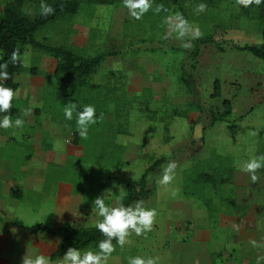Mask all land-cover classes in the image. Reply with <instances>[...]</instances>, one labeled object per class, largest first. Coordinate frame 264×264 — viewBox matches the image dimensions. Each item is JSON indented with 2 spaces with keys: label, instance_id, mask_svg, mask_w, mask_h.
<instances>
[{
  "label": "rangeland",
  "instance_id": "obj_1",
  "mask_svg": "<svg viewBox=\"0 0 264 264\" xmlns=\"http://www.w3.org/2000/svg\"><path fill=\"white\" fill-rule=\"evenodd\" d=\"M9 1L0 0V12ZM201 3L207 8L198 13ZM160 4L164 10L156 13ZM40 5L39 0H24L22 10L31 16ZM177 12L199 26L203 42L195 39L186 49L174 33L164 38L168 31L164 20ZM263 22L257 7L244 11L236 0H153L152 9L139 20L121 1H80L74 13H60L37 28L34 38L39 42L67 46L83 55L113 50L87 77L97 86L79 85L80 97L95 106L97 118H103L90 126L86 140L78 131L73 134L63 121L77 130L75 114L67 120L65 105L56 98V58L29 43L20 45L23 69L14 74L21 84L20 99L15 101L39 110L32 112L33 122L24 120L9 146L0 149V155L13 163L16 179L0 193V264H22L25 255L48 257L58 239L57 232L30 233L20 224L50 220L56 225H94L100 219L94 199L105 193L106 203L116 206L125 182L137 178L160 155L165 160L146 174V185L154 193L140 199L157 212L152 230L140 236L132 232L123 247L113 240L115 251L107 264H129V258L137 256L158 258L157 264H182L175 256L183 253L190 261L198 246L181 249V241L195 239L209 241V252L199 251L204 260L199 264H258V257L264 264V168L257 171L256 183L249 173L245 184L236 177L243 162L264 155V60L235 47L264 46ZM214 78L218 94L212 93ZM24 85H34L39 103L25 99ZM223 98L229 114L209 123L207 112L222 111ZM62 125L69 131L65 140L51 137L49 130L59 134ZM21 132H39L41 141L50 145V149L42 145L46 149L42 160H23L32 147L22 141ZM57 141L62 148H54ZM170 161L177 164L175 178L160 185L162 168ZM32 162L43 167L42 180L35 183L24 177V165ZM201 171L212 173L216 181L193 180ZM179 197L196 209L180 210ZM98 244L79 250H98ZM66 251L49 258L50 264H58Z\"/></svg>",
  "mask_w": 264,
  "mask_h": 264
},
{
  "label": "trees",
  "instance_id": "obj_2",
  "mask_svg": "<svg viewBox=\"0 0 264 264\" xmlns=\"http://www.w3.org/2000/svg\"><path fill=\"white\" fill-rule=\"evenodd\" d=\"M24 0H11L3 5L0 12V64L8 62L7 71L10 74V79L7 81H0L5 86L11 87L15 90L17 81L14 79V74L23 69L21 62L13 64L11 62V53L13 50L19 48L21 50V44L29 43L30 45L37 46L47 53L56 58L54 72L57 74L56 85V98L60 99L64 105L68 103H75L77 110L82 111L83 106L87 105L85 98L80 97V93L83 92L80 89L81 84H88V87H96V84L88 83L87 77H89L95 70L98 62L105 54L113 53V50L107 52H96L92 54H80L70 47L63 45H50L39 42L34 38V32L37 28L43 24L53 20L60 13L72 14L74 13L80 1L93 2V3H112L123 0H39L46 5H51L54 8V12L51 14H42L41 7L31 16H28L22 10V3ZM172 3H178L179 0H170ZM41 6V5H40ZM241 9L248 11L252 7H257L259 13L264 16V2L259 6L253 4L249 7H243ZM260 33L264 37V22L261 25ZM204 38H200L197 42H203ZM237 49L247 50L253 56L264 60V46H259L254 43H244L235 45ZM194 53V52H193ZM28 72L31 74L36 73L35 68H28ZM213 94H218L219 85L217 78L212 81ZM16 99L12 102V109L10 113H0L1 116L10 114L12 117L18 115V106ZM222 104L225 108L219 112H213L209 110L207 116L209 123H213L216 119L229 114V103L226 98L222 99ZM34 112H37L39 108H33ZM177 113H180L177 111ZM75 114V113H74ZM97 117V115H96ZM99 121V119H97ZM66 126L71 130L73 134H77L75 127L69 125L68 122L63 121ZM27 156V155H26ZM165 160L164 155H160L151 160L147 166H145L137 178L127 180L124 184V193L119 203H123L128 206L134 200H140L154 193L152 188L146 185V174L153 171L162 161ZM193 180H201L203 182H215L216 179L212 173L201 171L197 176L193 177ZM12 193V196H17L18 193ZM101 219V218H100ZM20 227L30 233L37 231H44L47 233H59L56 243L52 246L48 253L49 258H54L64 253L69 247H75L77 249L84 248L93 243H99L101 240L106 239L94 225H81L71 226L67 223L54 224L50 220L35 221L28 224H20Z\"/></svg>",
  "mask_w": 264,
  "mask_h": 264
},
{
  "label": "clouds",
  "instance_id": "obj_3",
  "mask_svg": "<svg viewBox=\"0 0 264 264\" xmlns=\"http://www.w3.org/2000/svg\"><path fill=\"white\" fill-rule=\"evenodd\" d=\"M264 0H236V3L243 7H249L253 4L259 6ZM123 6L128 9L131 17L139 20L145 13H147L153 6V0H123ZM42 14H51L54 12V8L51 5L41 3ZM207 8L206 4H199L196 11L203 12ZM164 10L162 4L157 5L155 12L159 13ZM164 23L168 26V31L164 38L168 39L175 34V38L180 40L181 47L189 49L194 45L192 41L202 37L199 26H193L183 16L182 13L177 12L174 15H169L165 18ZM11 62L16 64L17 62H23L19 48L13 50L11 53ZM8 62L0 64V81H7L10 79V74L7 71ZM20 96V89H13L5 86L4 83H0V113H10L12 109V102L14 99H18ZM30 112L25 110V115ZM75 113L76 127L81 139H87L89 134V128L91 125L96 124L97 119L103 117H96V109L94 105L83 106L82 111L77 110L75 103H68L64 106V116L67 120H72ZM25 121L17 117L14 121L10 114H6L0 119V128L9 129L12 127L22 128ZM249 135L255 136V132H250ZM54 148H62L59 141L54 144ZM177 164L174 161H170L162 170V176L158 180L160 185L167 186L172 183L175 178V170ZM264 168V155L256 156L252 155L247 161L243 162L241 170L249 173L251 181L256 183L259 180V176L256 174L258 170ZM175 195V192H173ZM93 205L97 210V215L101 218L95 223L97 230L106 239L99 242L97 249H89L83 253L75 248L69 247L63 257L58 261V264H107V261L111 254L115 251V245L113 240L123 247L128 242L129 235L134 232L137 236L143 235L146 232L152 230V227L157 216L156 210L146 208L143 200H138L133 205L125 206L123 203H119L116 206H111L106 203L105 193L97 196ZM254 246L259 247L256 241H252ZM262 257H258L259 260ZM158 258L137 256L129 258V264H157ZM22 264H50L49 257L40 254L34 257L25 255L22 258Z\"/></svg>",
  "mask_w": 264,
  "mask_h": 264
},
{
  "label": "crops",
  "instance_id": "obj_4",
  "mask_svg": "<svg viewBox=\"0 0 264 264\" xmlns=\"http://www.w3.org/2000/svg\"><path fill=\"white\" fill-rule=\"evenodd\" d=\"M20 85L21 84L17 81V86L15 89H19ZM24 86H25V89H27L26 93L28 92V94L25 95V97H26L25 99H33L35 102L37 101L39 103V101H40L39 96L35 95V93H34V91H35L34 85L31 86V88H28L27 85H24ZM19 99L20 98H18V100ZM23 102H21L19 105H17L18 106V115L16 117H12V119L14 121L17 117H20L23 120H29L28 124L32 123L34 120V116L32 117V112H34V109L31 108L30 106L24 107L25 102L24 103ZM29 109H30V112L27 115H25L24 114L25 110H29ZM39 112H41V111H39ZM1 117L2 116L0 115V119H2ZM61 127L62 128H60L59 134H57L55 131H53L54 129L51 130L49 128L50 129L49 130L50 136L51 137L54 136V138H59L58 135H60V138L62 137V140L64 141L66 136L69 134V131H68V128L65 127L64 125H62ZM15 129H17V128L16 127H12L9 129L0 128V149H2V148L6 149L9 146L10 140H12L14 137V134H15L14 130ZM46 129H48V128L46 127ZM45 131H48V130H45ZM30 136H31L30 140L25 139L26 137H30ZM21 137H22V141H26L27 145L32 147L31 152H27V153L23 154V156H22L23 160H27V159L28 160H31V159L42 160L44 158V155L42 154V150L44 152H46V149L44 150L42 148L43 144L47 145L50 149V145L48 143H46V142L43 143L41 141V137H40L39 132H36V135H34V132L32 133V135H27V133L21 132ZM22 141H21V143L23 144ZM4 155H7V153H5ZM12 166H13V163L10 161V159L8 157L0 155V193L2 192V188L6 184H8L11 181L12 182L16 181V179L14 178V175L12 173ZM40 166H41V164L36 165L34 162L24 165V177L27 178V176H28L30 178H33L34 183H35V179L36 180H39V179L42 180V174H43L42 168L43 167L42 166L40 167ZM34 176H36V177H34ZM236 177H240V179H237L240 182L242 180V182L239 184H245L249 178V175H248V173L242 171V173L237 174ZM178 200L180 202H181V200H183V202L180 203V205H179L180 208L179 207H176V208H179L180 210H183V208H185V210H188L187 212H189V213H192V211L196 209L186 199L179 197ZM188 216H190V214ZM197 240H201L203 242V245L199 246V245L194 244V242ZM208 242H209L208 239H195V240H190L187 242L181 241V245H180L181 249H188V248H190L191 245L198 246V249H195V247H194V251H195L194 256H193V259L190 261L185 260L183 253H180L179 257L178 256H175V257H177L178 261H180L182 264H199V263H202L204 260H201L202 257L198 256L200 253L199 251H201L203 248V251L208 253L209 252ZM182 243L184 244V246H182Z\"/></svg>",
  "mask_w": 264,
  "mask_h": 264
}]
</instances>
